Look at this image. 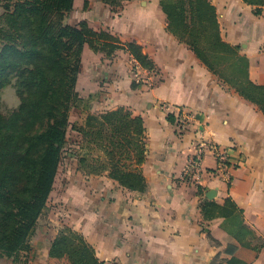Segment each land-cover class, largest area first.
<instances>
[{
	"label": "crops",
	"instance_id": "obj_1",
	"mask_svg": "<svg viewBox=\"0 0 264 264\" xmlns=\"http://www.w3.org/2000/svg\"><path fill=\"white\" fill-rule=\"evenodd\" d=\"M208 1L221 40L238 47L247 61L240 90L187 42L185 26L169 18L161 0H126L116 8L101 0H74L64 23L86 22L121 42H136L155 65L148 71L123 50L107 59L85 46L77 82L82 97L100 96L92 101L91 117L100 120L124 108L143 118L146 159L138 170L146 190L127 189L108 172L85 175L78 152L79 181L72 198L63 199V219L37 230L41 216L30 250L16 258L0 254V264H71L66 256L50 255L67 230L91 247L99 264H264L263 0ZM86 56L94 65L87 85ZM181 112L190 118L183 130L176 125ZM200 143L201 179L182 182ZM212 147L229 153L235 165L231 182L218 175Z\"/></svg>",
	"mask_w": 264,
	"mask_h": 264
},
{
	"label": "trees",
	"instance_id": "obj_2",
	"mask_svg": "<svg viewBox=\"0 0 264 264\" xmlns=\"http://www.w3.org/2000/svg\"><path fill=\"white\" fill-rule=\"evenodd\" d=\"M10 1L0 27V88L14 74L21 104L8 116L0 113V254L16 258L30 250L38 220L47 210L69 128L82 134L91 151L96 146L104 155L92 156L81 146L84 152L77 158L85 175L108 172L127 189L146 190L145 177L138 170L146 159L143 118L120 108L107 111L88 128L70 123L71 108L80 99L77 82L85 46L107 59L123 50L148 71L155 65L136 42H121L86 22L64 23L74 0ZM101 1L116 8L126 0ZM161 5L170 19L185 26L187 42L207 55L213 69L242 89L247 61L238 47L221 40L211 3L161 0ZM227 203L233 204L230 199ZM50 255L66 256L71 264H99L91 247L71 230L55 239Z\"/></svg>",
	"mask_w": 264,
	"mask_h": 264
},
{
	"label": "rangeland",
	"instance_id": "obj_3",
	"mask_svg": "<svg viewBox=\"0 0 264 264\" xmlns=\"http://www.w3.org/2000/svg\"><path fill=\"white\" fill-rule=\"evenodd\" d=\"M10 2L14 4L16 0H11ZM5 4H8V0H0V27L4 24V20H2V17L4 16L2 15L5 12ZM91 69H94L93 61L90 57L86 56L82 70V80L84 81V79L87 78L85 83L83 82L85 85L88 84V78ZM9 79L10 82L0 88V113L4 116L10 115L13 111L17 110L21 104L20 96L17 93L15 75H9ZM85 90L86 89L83 88L82 91L85 92ZM79 96L80 99L78 100L77 105L71 108L70 123L71 125L76 126V128H88L87 126L89 124H94L98 120L97 118L91 117L90 111L92 108V101L95 100V97L97 98L100 96L91 95L87 97L86 95L85 97H82L80 93ZM82 138V134L76 129L69 128L67 144L63 151L62 161L56 177L55 188L48 202L47 210L42 215L37 230L48 226V224H52L53 220L58 221L63 219L62 215L59 214L58 211H63V199L66 195L72 198L74 184H77L79 181V173L76 169V154L78 155V152H84L83 149H81V146L83 145L85 152H91L92 156H103L104 158L102 150L96 146H93L94 149L91 151L86 143L83 142Z\"/></svg>",
	"mask_w": 264,
	"mask_h": 264
},
{
	"label": "built area",
	"instance_id": "obj_4",
	"mask_svg": "<svg viewBox=\"0 0 264 264\" xmlns=\"http://www.w3.org/2000/svg\"><path fill=\"white\" fill-rule=\"evenodd\" d=\"M189 115L181 112L176 119V125L179 130H183L187 128L189 125ZM212 150L215 152L218 164L216 171L218 175L227 182H231L230 180V170L235 166L231 163L229 158V153L224 150L220 151L215 147H212ZM205 155V145L200 143L198 148L193 156H191L188 160L185 171L181 177V181L190 184H197L201 179V174L203 172V157ZM110 264H120L118 262H112Z\"/></svg>",
	"mask_w": 264,
	"mask_h": 264
}]
</instances>
